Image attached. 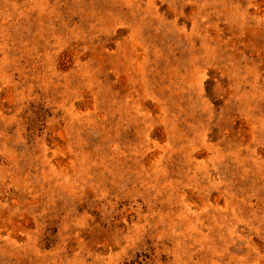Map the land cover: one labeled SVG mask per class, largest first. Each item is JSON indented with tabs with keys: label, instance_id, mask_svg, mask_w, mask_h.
I'll use <instances>...</instances> for the list:
<instances>
[{
	"label": "rangeland",
	"instance_id": "rangeland-1",
	"mask_svg": "<svg viewBox=\"0 0 264 264\" xmlns=\"http://www.w3.org/2000/svg\"><path fill=\"white\" fill-rule=\"evenodd\" d=\"M0 264H264V0H0Z\"/></svg>",
	"mask_w": 264,
	"mask_h": 264
}]
</instances>
